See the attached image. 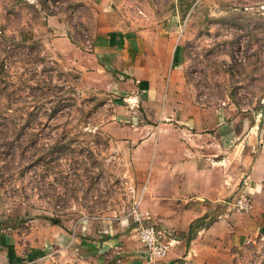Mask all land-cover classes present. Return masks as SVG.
Wrapping results in <instances>:
<instances>
[{
	"label": "rangeland",
	"instance_id": "374dc122",
	"mask_svg": "<svg viewBox=\"0 0 264 264\" xmlns=\"http://www.w3.org/2000/svg\"><path fill=\"white\" fill-rule=\"evenodd\" d=\"M1 23L13 38L0 36V215L14 227L133 222L143 167L102 125L150 119L137 88L114 91L116 69L92 65L98 34L144 31L167 70L177 54V106L229 108L245 141L264 136V0H0Z\"/></svg>",
	"mask_w": 264,
	"mask_h": 264
},
{
	"label": "crops",
	"instance_id": "0c3cea01",
	"mask_svg": "<svg viewBox=\"0 0 264 264\" xmlns=\"http://www.w3.org/2000/svg\"><path fill=\"white\" fill-rule=\"evenodd\" d=\"M56 39L69 49L74 46L66 33ZM56 39L52 43L60 52ZM158 43L154 46L161 50ZM152 45L144 31L108 32L94 37L91 54L97 69H116L114 91L122 93L126 85L138 89L150 119L120 124L117 113L102 128L135 145L134 161L143 167L145 181L137 202L147 211L142 222L154 225L172 243L158 264H264V243L257 240L264 233V136L245 141L243 131L252 129H243L229 108L177 106V54L171 55L167 70L155 59ZM241 188L253 201L247 212L232 206ZM1 218L0 262L146 264L137 224L127 217H91L67 227L30 224L25 229Z\"/></svg>",
	"mask_w": 264,
	"mask_h": 264
},
{
	"label": "built area",
	"instance_id": "2783aa9c",
	"mask_svg": "<svg viewBox=\"0 0 264 264\" xmlns=\"http://www.w3.org/2000/svg\"><path fill=\"white\" fill-rule=\"evenodd\" d=\"M232 206L239 212H247L253 207L252 198L245 188L239 190L232 201ZM129 215H131L133 222L137 224L136 237L143 246L146 264H158L159 260H161L169 251V248L172 245L171 241L154 225L144 224L142 222V219L147 215V211L141 209L138 206V203L132 207ZM257 240L264 243V233L259 234ZM257 252L259 251L257 250ZM0 264L19 263L3 261L0 262Z\"/></svg>",
	"mask_w": 264,
	"mask_h": 264
},
{
	"label": "trees",
	"instance_id": "16d2710c",
	"mask_svg": "<svg viewBox=\"0 0 264 264\" xmlns=\"http://www.w3.org/2000/svg\"><path fill=\"white\" fill-rule=\"evenodd\" d=\"M25 2V1H24ZM190 4H188V6H189ZM13 6H16L15 5V3H8L7 4V8H5V11H8V12H10L11 10H13ZM10 7V8H9ZM9 8V9H8ZM10 10V11H9ZM7 13V12H6ZM2 19L3 20H8L7 19V15L6 14H2ZM19 29H23V27H18ZM4 29H5V25L3 24V23H1L0 24V36H1V39L2 40H4V39H6V38H8V37H11V38H13V35L12 34H10V35H7L5 32H4ZM53 222H57V221H53Z\"/></svg>",
	"mask_w": 264,
	"mask_h": 264
}]
</instances>
